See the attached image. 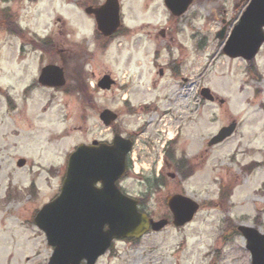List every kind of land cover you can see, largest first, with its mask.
Listing matches in <instances>:
<instances>
[{"label": "rangeland", "instance_id": "obj_1", "mask_svg": "<svg viewBox=\"0 0 264 264\" xmlns=\"http://www.w3.org/2000/svg\"><path fill=\"white\" fill-rule=\"evenodd\" d=\"M75 1L40 0L24 11L32 29L55 37L48 50L63 49L75 57L65 64L63 89L33 88L25 101L22 93L32 83L35 66L22 70L13 63L19 42L0 29V264H49L53 247L34 217L60 193L74 149L111 138L100 120L105 108L119 113L114 129L138 134V165L151 163L140 174L131 166L121 182L124 191L132 196L152 192L148 184L159 152L145 140L149 135L159 140L163 125L154 124L168 112L163 124L168 121L179 131L175 157L189 162L183 174L194 172L182 182L181 173L170 168L177 177L171 187L201 209L184 228L169 225L137 242L116 241L97 264H252L237 227L264 233V46L249 64L226 56L225 40L216 37L222 19L232 21L228 31L233 29L250 0H194L178 18L163 0H120L125 32L106 49ZM159 67L176 72L167 70L161 77ZM105 73L117 82L110 92L95 89ZM79 78L89 84L86 96L70 92ZM201 86L225 104L203 100ZM146 103L152 111L141 110ZM232 121L238 123L235 134L209 147L210 138ZM22 158L26 164L19 167ZM165 197L150 196L156 218L169 214Z\"/></svg>", "mask_w": 264, "mask_h": 264}, {"label": "water", "instance_id": "obj_2", "mask_svg": "<svg viewBox=\"0 0 264 264\" xmlns=\"http://www.w3.org/2000/svg\"><path fill=\"white\" fill-rule=\"evenodd\" d=\"M193 0H165L168 8L176 15H182ZM112 7V5H111ZM112 32L119 24V15L114 6ZM103 26V23H100ZM264 0H252L248 9L234 28L225 53L233 58L252 60L264 44ZM225 29L219 34L223 38ZM41 81L46 85L64 84L61 69H44ZM107 76L101 82L103 88H110ZM202 95L214 100L211 89L205 88ZM109 124L117 118L110 110L101 114ZM237 123L224 127L212 138L209 146L222 143L231 137ZM132 142L116 136L112 145H81L70 157L67 174L60 195L45 205L35 218V223L47 235L48 243L54 247L49 264H96L113 240L141 238L152 228L160 231L167 220L155 222L139 212L138 202L121 192L117 181L127 169V155ZM25 160L18 165L24 166ZM98 184H101L99 187ZM169 207L174 216V225L184 226L191 222L199 209L197 202L183 196L169 198ZM247 239V248L252 253L253 264H264V234L258 229L242 225L239 227Z\"/></svg>", "mask_w": 264, "mask_h": 264}, {"label": "flooded vegetation", "instance_id": "obj_3", "mask_svg": "<svg viewBox=\"0 0 264 264\" xmlns=\"http://www.w3.org/2000/svg\"><path fill=\"white\" fill-rule=\"evenodd\" d=\"M75 2L76 5L81 9H84V12L91 18L96 37L102 40L107 39L100 31L97 30V15L93 12L102 7L107 0H77ZM38 3H40V0H0V29L7 33L11 38L16 39L20 45V48H18L13 55V63L22 67V70L29 68L30 65H34L36 70V74L33 79H31L32 83L24 87L25 91L22 95L25 101H28L31 97V90L33 88H47L39 82L42 71L46 66L59 65L64 68L66 74L65 64L68 63L67 59H75V57L69 53L70 51H64L63 49L58 48L48 50V38H52L53 36L42 35L26 23L24 11L27 7H31L33 5L37 6ZM245 5H247V3ZM88 9H90L91 13L87 12ZM36 11L39 13V10ZM224 14H226V11ZM230 24H232V21H228L226 18L222 19V27H231ZM161 35L166 37L167 31H161ZM53 38L55 39V37ZM29 46L30 48L28 49L27 47ZM31 46L33 48H31ZM162 70L165 72V68H162ZM167 70L173 71L172 68H167ZM171 74L174 73L171 72ZM103 140L108 141V139ZM170 168L174 169L173 163L165 157L164 165L159 174V178L154 179L152 196L157 193L158 197L164 198L165 193L169 196L179 192V189L173 190L171 187V183L176 181L177 177L169 173ZM175 171L178 173L180 172L179 170ZM137 200L139 202L140 210L145 211L151 217H157L154 209L150 208L149 201L147 200V194H140L137 196Z\"/></svg>", "mask_w": 264, "mask_h": 264}]
</instances>
